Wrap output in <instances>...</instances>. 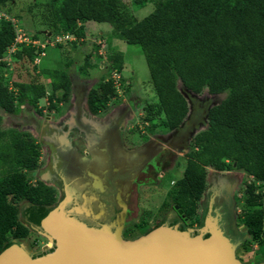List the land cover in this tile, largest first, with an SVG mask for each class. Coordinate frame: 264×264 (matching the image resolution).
<instances>
[{"label":"trees","instance_id":"16d2710c","mask_svg":"<svg viewBox=\"0 0 264 264\" xmlns=\"http://www.w3.org/2000/svg\"><path fill=\"white\" fill-rule=\"evenodd\" d=\"M9 1L0 0V10L8 15L3 7ZM147 2L153 3V11L137 20L123 0H49L41 23L54 35L76 39L85 37L86 22L107 23L113 35L140 46L157 98L143 108L142 124L149 134L176 130L187 116L188 104L178 82L194 94L204 89L212 95L225 93L208 109L207 126L192 138L182 176L165 199L182 211L181 219L192 227L200 222L198 205L208 169L242 172L252 181L244 188L245 208L239 223L250 241L262 247L264 191H258L256 183L264 184V0H132L135 6ZM39 33L34 32L30 40H37ZM15 38L12 23L0 21V110L13 114L28 104L42 114L38 102L43 98H47L48 110L57 109L68 100L71 80L65 69H40L34 63L43 49L20 43L12 57L26 60L34 71L40 69L38 75L49 80V93L39 82L8 84L4 57ZM97 49L93 46L90 52L97 53ZM90 56H85L81 71L96 67ZM105 59V75L87 93V108L93 115L105 112L108 102L118 96L112 74L122 71L123 53L108 52ZM1 119L0 253L12 245V239L29 233L19 221L20 202L50 206L57 199L54 188L29 183V175L39 166V146L28 133L1 129Z\"/></svg>","mask_w":264,"mask_h":264},{"label":"rangeland","instance_id":"374dc122","mask_svg":"<svg viewBox=\"0 0 264 264\" xmlns=\"http://www.w3.org/2000/svg\"><path fill=\"white\" fill-rule=\"evenodd\" d=\"M48 1L12 0L7 2L3 7L10 13V15L7 14L10 18L13 15L19 16V20L14 18L17 21L14 30L16 33L19 32L21 35H24L28 43L31 44L30 36L34 32H40L35 41L39 46H44L43 54L38 55L37 61L34 63L40 69H65L71 80L68 100L60 103L55 110H48L47 98L40 99L38 102V108L43 109L42 114H38L37 110L28 104L20 106L13 114H7L0 110L2 118L1 129H15L28 133L40 148L41 155L38 171L33 172L34 174L31 173L29 177L32 180L38 177H47L46 172L43 173V170L45 162L50 156V135L53 133L52 131L58 130L60 136L66 133L71 139L76 138L78 140L80 136L83 137V134L81 131L78 132L77 128H80V130L82 127L83 129L85 128L81 125L88 124L92 127H98L100 126L99 123H101L114 127L117 126L121 135L120 138H123L126 144L133 143L138 145L140 142L148 140L150 142L152 140H159L161 143H164L167 140L172 147H170L169 151H166L167 154H162V156L164 155L163 158H167V160L158 162L155 171L146 173L139 179L140 183H143L141 187L134 186L132 188L128 212L126 213L125 210L120 213L119 216L121 218V214H123V219H120L119 228H116V230L123 240L133 241L156 228L162 226L172 227L174 224H179L174 221L176 215L171 209L172 203H170V200L165 199L166 192L172 186L171 183L181 178L190 142L195 134L207 126L208 109L218 104L224 98L225 93L212 95L208 93L207 89H204L201 93L194 94L178 82V89L186 98L188 104L187 116L176 130L167 132L158 131L156 134H149L146 131V125L142 124L143 108L145 105L157 102V98L150 83L148 67L140 46L129 45L113 35L114 33H112V28L109 24L93 21L84 24L85 37L82 39H76L72 35H69L68 39L62 38L60 34L54 35L41 23L42 13ZM123 1L129 5L131 13L137 20L143 19L154 9L152 2L135 6L132 0ZM107 39L110 42V47H108ZM72 42H75L76 45H71ZM58 44L62 47H58ZM93 46L98 48L97 53L90 52ZM18 49L20 47L16 45L12 48L13 51L9 49L4 57L8 63L6 71L4 70L8 84L12 87L11 83L14 82H39L44 85L49 93V80L38 75L41 74L40 69L34 71L33 66L26 60L19 61L12 57V53ZM116 51L122 52L124 57V65L120 74H112V78L117 80L115 87L118 96L108 102V109L105 112L91 115L87 110V93L97 84L100 77L103 74L105 75V56L107 53ZM87 54L91 55L89 61L96 67L87 69L86 72L81 71L80 67L83 65ZM67 128L71 131L68 132ZM164 173L166 177L161 181V184L154 186L156 179L162 177ZM206 179V189L198 205L200 222L192 227L187 224L185 226L181 225L182 229L190 230L194 235L201 232L204 217L206 216V219L214 217L211 212L208 211L206 213L204 207L211 191L219 185L231 186L234 203L232 205L231 229L229 228L227 232H229V235H232V232H236L234 233L235 237L231 240L233 243H236L234 249L235 258L241 264H264V245L260 247L250 241L251 237L239 223V216L245 208L243 202V196L245 195L244 188L252 179L239 171L220 172L213 169H208ZM145 182L148 185L145 186ZM256 185L259 186L258 191H264V184L259 185V183H256ZM65 198L58 204L56 203L59 199L57 197L53 206L42 213L43 216L39 219L40 222L43 218L49 221L59 218V216L52 218V215H55V212L52 210H57L58 207L64 209L68 201V198ZM164 201L168 202V206L165 208H163ZM18 206L19 218L22 220L24 205L20 202ZM262 208L264 210V200ZM73 210L80 211L79 214L73 216L77 221L85 224L89 229L98 228L91 225L92 223L86 219V217L93 214V207L78 204ZM85 211L87 215L84 214ZM177 226L181 229L180 225ZM46 241L47 239L44 236L29 230L27 237L20 240L12 239L10 243L23 247L28 255L36 257L39 256L35 255L36 252L44 250V243ZM45 253H49V251Z\"/></svg>","mask_w":264,"mask_h":264},{"label":"flooded vegetation","instance_id":"af4514ba","mask_svg":"<svg viewBox=\"0 0 264 264\" xmlns=\"http://www.w3.org/2000/svg\"><path fill=\"white\" fill-rule=\"evenodd\" d=\"M99 125L101 131L99 126L81 125L85 128L82 127L81 130L77 128L78 132L81 131L83 134V137L80 136L78 140L71 139L66 133L60 136L58 130L52 131L50 156L45 162L43 170L47 177H38L35 180L30 178L29 183L36 185V183L42 182L54 188L58 194L59 199L56 202L58 204L67 197L68 201L64 208L66 212L78 204L93 207V214L86 217L87 221L96 227L111 226V229L115 231L120 225V213L125 210L126 213L128 212L132 188L134 186L141 187L143 183H140L139 179L146 173L155 171L158 162L167 160V158H163L162 154H167L166 151L170 150L171 145L167 140L164 143L159 140L151 142L148 140L140 142L138 145L133 143H127V145L123 138H120L117 126L101 123ZM68 129V132L71 131ZM37 171L38 168L34 172ZM165 177L164 173L162 177L157 178L154 186L160 185ZM146 185L148 184L146 183ZM233 197L231 186L219 185L211 191L204 204L206 213L209 211L215 216L217 211L220 214L219 224L230 240L235 237L234 233H236L232 232V235H229L227 232L229 228L231 229ZM22 203L24 205L23 218L22 220L19 218V221L29 230L35 231L47 239L44 243V250L36 252L35 255H42L54 249L55 241L51 237H47L48 235L38 222L42 213L53 205ZM174 206L176 205L171 207L176 215L174 221L179 223L174 225L185 226L187 220L181 219L182 213L178 214ZM70 215L72 216L73 213ZM206 220L205 216L202 228ZM206 235L203 233V237Z\"/></svg>","mask_w":264,"mask_h":264},{"label":"water","instance_id":"95a60500","mask_svg":"<svg viewBox=\"0 0 264 264\" xmlns=\"http://www.w3.org/2000/svg\"><path fill=\"white\" fill-rule=\"evenodd\" d=\"M177 208L174 206L181 214ZM62 209L54 210L52 215L60 219L44 222L43 218L39 223L55 241L54 249L33 257L13 244L0 253V264H241L234 255L236 243L224 233L217 211L196 235L177 225L162 226L126 241L111 226L89 229L73 217L79 210ZM203 233L207 236L203 237Z\"/></svg>","mask_w":264,"mask_h":264},{"label":"built area","instance_id":"2783aa9c","mask_svg":"<svg viewBox=\"0 0 264 264\" xmlns=\"http://www.w3.org/2000/svg\"><path fill=\"white\" fill-rule=\"evenodd\" d=\"M2 20H5V21H9L12 23L13 27L16 28V25H17V21L14 19V18H10L5 12H3L2 10H0V21ZM24 35H21L19 32L16 33V38H15V44L10 48L12 50L13 47H15L17 44H20V43H28L27 39L25 38V36L23 37ZM69 35H64L62 36V38L64 39H68ZM27 41V42H26ZM32 45L36 46L37 48H41L43 49L44 46H39V44H37L36 41H32L31 42ZM13 51V50H12ZM43 54V52H41L40 54L38 55H41ZM37 58H35V62L37 61ZM115 75V74H114ZM114 80V85L116 84L117 80ZM116 86V85H115Z\"/></svg>","mask_w":264,"mask_h":264},{"label":"bare ground","instance_id":"6f19581e","mask_svg":"<svg viewBox=\"0 0 264 264\" xmlns=\"http://www.w3.org/2000/svg\"><path fill=\"white\" fill-rule=\"evenodd\" d=\"M22 212H23V211H22ZM22 214H23V213H22ZM42 216H43V215H42ZM42 216H41V217H42ZM41 217H39V219H40ZM22 218H23V217H22ZM56 219L58 220V219H60V217H59V218H56ZM43 221L46 222V221H48V220H47V219H43ZM52 221H53V220H52ZM38 222L40 223V220H39ZM59 231H60V230H59ZM50 242H52V239H50ZM259 264H263V263H259Z\"/></svg>","mask_w":264,"mask_h":264},{"label":"crops","instance_id":"0c3cea01","mask_svg":"<svg viewBox=\"0 0 264 264\" xmlns=\"http://www.w3.org/2000/svg\"><path fill=\"white\" fill-rule=\"evenodd\" d=\"M99 127H101V126H99Z\"/></svg>","mask_w":264,"mask_h":264}]
</instances>
